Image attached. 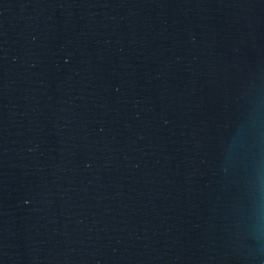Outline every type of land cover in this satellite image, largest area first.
<instances>
[{
  "label": "water",
  "instance_id": "water-1",
  "mask_svg": "<svg viewBox=\"0 0 264 264\" xmlns=\"http://www.w3.org/2000/svg\"><path fill=\"white\" fill-rule=\"evenodd\" d=\"M0 264H264V0H0Z\"/></svg>",
  "mask_w": 264,
  "mask_h": 264
}]
</instances>
